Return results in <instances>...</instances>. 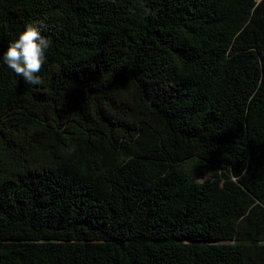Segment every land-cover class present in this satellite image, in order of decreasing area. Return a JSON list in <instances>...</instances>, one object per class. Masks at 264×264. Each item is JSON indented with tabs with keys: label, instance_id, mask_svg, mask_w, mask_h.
Masks as SVG:
<instances>
[{
	"label": "trees",
	"instance_id": "1",
	"mask_svg": "<svg viewBox=\"0 0 264 264\" xmlns=\"http://www.w3.org/2000/svg\"><path fill=\"white\" fill-rule=\"evenodd\" d=\"M0 264H264V0H0Z\"/></svg>",
	"mask_w": 264,
	"mask_h": 264
},
{
	"label": "clouds",
	"instance_id": "2",
	"mask_svg": "<svg viewBox=\"0 0 264 264\" xmlns=\"http://www.w3.org/2000/svg\"><path fill=\"white\" fill-rule=\"evenodd\" d=\"M49 47V40L41 35L37 26L29 24L18 38L9 44L2 59L25 83L40 85L43 81L38 73L44 65Z\"/></svg>",
	"mask_w": 264,
	"mask_h": 264
}]
</instances>
